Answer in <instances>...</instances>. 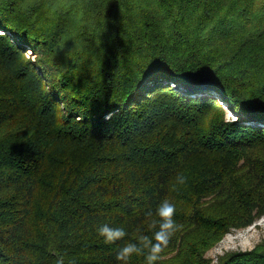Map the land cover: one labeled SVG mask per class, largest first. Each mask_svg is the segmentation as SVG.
I'll list each match as a JSON object with an SVG mask.
<instances>
[{"label": "trees", "instance_id": "obj_1", "mask_svg": "<svg viewBox=\"0 0 264 264\" xmlns=\"http://www.w3.org/2000/svg\"><path fill=\"white\" fill-rule=\"evenodd\" d=\"M165 198L158 264L264 216V0H0V264H122Z\"/></svg>", "mask_w": 264, "mask_h": 264}, {"label": "clouds", "instance_id": "obj_2", "mask_svg": "<svg viewBox=\"0 0 264 264\" xmlns=\"http://www.w3.org/2000/svg\"><path fill=\"white\" fill-rule=\"evenodd\" d=\"M185 182L186 178L183 175L177 176L178 184ZM175 213V204L167 198L163 199L156 209V218L151 219L149 223L152 235L139 234L135 243H127L120 248L116 259L122 264H129L130 258L136 255L143 256L145 264H158V261L162 259V253L168 248L172 236L180 227L175 220ZM146 216L153 217L152 211H148ZM98 234L106 244H114L127 235L122 227H113L107 223L99 227ZM58 264L61 262L58 261Z\"/></svg>", "mask_w": 264, "mask_h": 264}, {"label": "rangeland", "instance_id": "obj_3", "mask_svg": "<svg viewBox=\"0 0 264 264\" xmlns=\"http://www.w3.org/2000/svg\"><path fill=\"white\" fill-rule=\"evenodd\" d=\"M28 49L26 56L29 61L35 62L42 58L39 54H33L30 50L31 48ZM45 71L46 75H49V72L47 70ZM221 104L227 111L226 120L228 122L237 120L238 116L226 104L222 102ZM256 249L264 252V216L249 227L231 231V233L227 234L220 243L207 253V257L212 260L213 264H217L220 257L226 256L229 253Z\"/></svg>", "mask_w": 264, "mask_h": 264}]
</instances>
